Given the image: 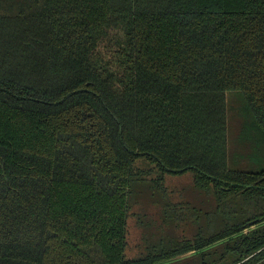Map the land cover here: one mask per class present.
Here are the masks:
<instances>
[{
	"label": "trees",
	"instance_id": "1",
	"mask_svg": "<svg viewBox=\"0 0 264 264\" xmlns=\"http://www.w3.org/2000/svg\"><path fill=\"white\" fill-rule=\"evenodd\" d=\"M0 264H264V0H0Z\"/></svg>",
	"mask_w": 264,
	"mask_h": 264
},
{
	"label": "rangeland",
	"instance_id": "2",
	"mask_svg": "<svg viewBox=\"0 0 264 264\" xmlns=\"http://www.w3.org/2000/svg\"><path fill=\"white\" fill-rule=\"evenodd\" d=\"M193 174L187 173L183 176H169L167 179V185L173 187L175 189H186L191 188L193 184ZM184 185V186H182ZM142 227V226H141ZM140 227V223L138 220H134L131 223L130 226V248L128 250V256L130 258L132 257H138L142 253L143 244H142V238H143V230ZM145 232V230H144Z\"/></svg>",
	"mask_w": 264,
	"mask_h": 264
}]
</instances>
